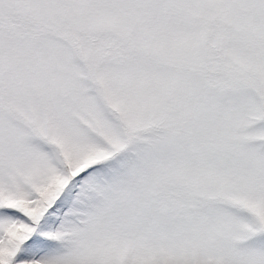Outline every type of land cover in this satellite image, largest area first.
<instances>
[{
	"label": "snow or ice",
	"instance_id": "snow-or-ice-1",
	"mask_svg": "<svg viewBox=\"0 0 264 264\" xmlns=\"http://www.w3.org/2000/svg\"><path fill=\"white\" fill-rule=\"evenodd\" d=\"M0 264H264V0H0Z\"/></svg>",
	"mask_w": 264,
	"mask_h": 264
}]
</instances>
